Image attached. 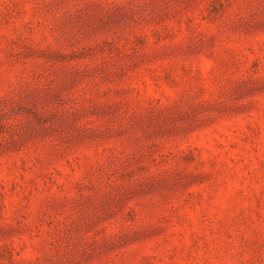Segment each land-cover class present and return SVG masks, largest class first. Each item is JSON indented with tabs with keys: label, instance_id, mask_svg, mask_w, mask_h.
Segmentation results:
<instances>
[{
	"label": "rangeland",
	"instance_id": "374dc122",
	"mask_svg": "<svg viewBox=\"0 0 264 264\" xmlns=\"http://www.w3.org/2000/svg\"><path fill=\"white\" fill-rule=\"evenodd\" d=\"M0 264H264V0H0Z\"/></svg>",
	"mask_w": 264,
	"mask_h": 264
}]
</instances>
